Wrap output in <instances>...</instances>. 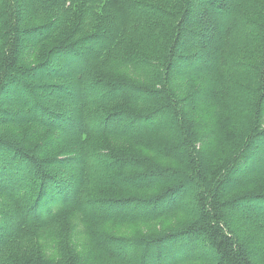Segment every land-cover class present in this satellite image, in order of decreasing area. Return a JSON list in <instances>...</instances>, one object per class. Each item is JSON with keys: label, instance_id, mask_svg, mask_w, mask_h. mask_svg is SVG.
Masks as SVG:
<instances>
[{"label": "trees", "instance_id": "1", "mask_svg": "<svg viewBox=\"0 0 264 264\" xmlns=\"http://www.w3.org/2000/svg\"><path fill=\"white\" fill-rule=\"evenodd\" d=\"M14 1L0 0V96L22 84L30 114L1 110L0 264H255L264 0ZM83 43H95L86 57ZM37 88L75 99L47 102ZM41 129L60 138L61 158L46 155L49 137L34 142ZM223 144L228 158L212 163ZM106 223L157 232L119 236Z\"/></svg>", "mask_w": 264, "mask_h": 264}, {"label": "rangeland", "instance_id": "2", "mask_svg": "<svg viewBox=\"0 0 264 264\" xmlns=\"http://www.w3.org/2000/svg\"><path fill=\"white\" fill-rule=\"evenodd\" d=\"M16 2L13 0V4H15ZM17 6V4H16ZM195 8H197L195 5H194ZM225 9H226V5L224 6ZM229 14V11L226 10V16H228ZM261 17V16H260ZM212 20V19H211ZM198 25H195L196 29H198L199 27H197ZM201 31H202V35H204V40L205 42H207L208 40V36H209V33L212 32V27L210 24H206L205 26H203V28H201ZM25 35V34H24ZM185 33L183 34V38L185 37ZM25 37H27L25 35ZM200 39L199 38H191L189 39V42L192 44V43H195V42H198ZM204 42V43H205ZM27 42L25 40H23V42L21 43V48L27 46L26 44ZM95 45V43L93 44H80V47L81 49L83 50L84 54H85V57L88 55V51H89V47L90 46H93ZM89 46V47H88ZM19 50H22V49H19ZM177 52L179 54H183L185 53V50H183L181 47L178 48ZM204 58L206 57L205 54H203ZM251 62H256V59L251 61ZM54 64H57L60 65L58 66L59 67H62L61 68V74H64V76H67L68 79L71 80V78L73 77V70H72V66H69V65H65V63H62V64H59L58 62H54ZM48 65L47 68H42L40 71H39V74H37L36 76H39L41 75L42 77V80L40 81H37V84H47L48 81H49V75L51 74L49 69H51L52 66ZM195 68V62H190L188 63V68H184V69H188L189 70H193ZM21 80H25L23 79V77H20ZM35 80V79H34ZM20 81V80H19ZM73 83V82H72ZM78 86V83L76 81V84ZM37 87V85H34ZM15 91L13 92H8V93H3L1 96H0V99H1V103H0V120H2L3 118H5L6 116L4 114L1 113V110L3 108H8L9 110H11V112H14L13 113V117L12 118H19L20 116L22 115H28L30 113H28L26 111V108L30 107V103L28 102V100L26 99V97L24 96V92L26 91L24 88V86L22 84H15ZM24 89V90H23ZM90 89V88H89ZM80 91V89H78ZM47 90H44V89H39L37 88L36 89V93L39 94L42 99L44 101H47V102H52L51 99L52 98H58V99H63V100H69L71 98L75 99V97L73 96H69L68 94L66 95L65 93H60V94H57V93H50V92H46ZM26 93V92H25ZM46 93H50V94H46ZM98 95V94H96ZM158 122H162V121H155L154 124L158 123ZM97 123V122H96ZM264 125V124H263ZM39 133H37L35 139H34V142L35 143H38L39 140L38 139H41V140H44L45 138H48L49 137V141L53 144V149L50 150V152H47L46 155L48 156H58V158H61L62 156L58 155V150H55L57 147L58 148H61L63 147L64 145H60L59 144V141L60 138L57 136L56 133H53V132H49L47 133L46 130H43L41 129L40 131H38ZM0 137H2V133H1V130H0ZM46 140V139H45ZM121 141H123V144H127V140H124V139H120ZM62 142V141H61ZM226 147V146H225ZM224 147V144L222 146H220L219 150L221 149V153L218 154L217 156H215L212 160V163L214 164H221L222 162H224L231 150L229 148H225ZM114 149L118 150V151H122L121 154L122 155H127V154H134V155H140L142 153H145L146 151L142 148V147H138L137 149H135L133 151V148L132 147H127L126 145H117V146H114ZM135 152V153H133ZM70 165H77V161H73L72 163H70ZM70 165H65V168H68ZM256 166L259 165V161H257L255 163ZM254 166V165H253ZM247 174V171L244 170L242 171L241 173H237V176L234 177V180L236 179H241L243 177H245V175ZM28 180L26 179L24 182H27ZM95 188L97 190L100 189V187H97V185H95ZM104 188V187H103ZM111 191L107 192L105 195H118V194H126L127 191H124V190H120L119 192L115 189H112L110 188ZM247 191H254V188L253 189H248V190H244V192H247ZM187 203V201H186ZM189 204V201L188 203ZM264 210V209H263ZM23 214L25 216H30L32 213L30 212H23ZM183 216L180 215L179 218L185 220L184 218H182ZM12 222V221H11ZM11 222H9L11 224ZM167 224V223H166ZM164 224V226L166 225ZM170 227V226H169ZM102 229L105 230L107 233H111V234H114V235H119V236H134V237H137V236H140L142 233L145 234V233H148V234H155V232H157L156 230H150L149 227L147 226H144V225H140V224H135V223H121V224H113V223H106V224H103L102 225ZM142 234V235H143ZM259 240V239H257ZM260 241H263L261 238H260ZM196 244H201V241L197 240L196 241ZM199 246V245H198ZM253 246V249H254V253L256 256H253L252 257V261L255 263V264H264V250H263V247H259L257 246L256 248V245H252ZM202 251V249H201Z\"/></svg>", "mask_w": 264, "mask_h": 264}]
</instances>
